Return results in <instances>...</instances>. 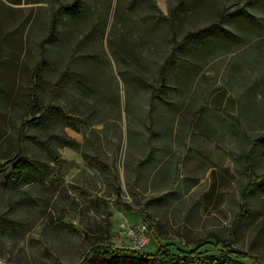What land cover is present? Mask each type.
Here are the masks:
<instances>
[{"label": "rangeland", "instance_id": "374dc122", "mask_svg": "<svg viewBox=\"0 0 264 264\" xmlns=\"http://www.w3.org/2000/svg\"><path fill=\"white\" fill-rule=\"evenodd\" d=\"M71 1L0 0V164L33 97L49 112L26 136L45 180L8 191L0 173V264H264V0H81L41 53L50 10ZM140 224L150 261L107 260L134 250L123 232Z\"/></svg>", "mask_w": 264, "mask_h": 264}, {"label": "trees", "instance_id": "16d2710c", "mask_svg": "<svg viewBox=\"0 0 264 264\" xmlns=\"http://www.w3.org/2000/svg\"><path fill=\"white\" fill-rule=\"evenodd\" d=\"M149 4H152L154 7V2L150 1ZM82 1L81 0H73L68 3H64V5H59L57 8L51 9V15L50 20L48 22V34L47 37L42 41L41 43V53L44 48V44L46 42H55L58 36V28L59 23L64 16L69 21H76L81 16L82 17ZM156 8V7H155ZM153 21L155 24V27L160 29L159 37L165 41H173L171 39L170 32L173 30V23H171V18L163 15L161 12H158L156 15L153 16ZM38 69H40L43 65V61L40 60L38 63ZM159 82L165 85L164 81V73L160 72V78ZM75 90L84 97L91 98L92 91L85 86L82 83L75 82L74 84ZM22 123L19 126V130L16 136V142H17V151L11 159L6 160L4 163L0 164V173H4L6 169H10L8 175L5 178L4 187L8 191L12 190H20L28 185H33L34 183L44 181L45 176L48 174V169H46V165L41 162V158L36 153L31 154L28 156L26 153L29 151L27 148L26 140H27V132L31 130H35L37 132L39 131H47L48 129V122H49V112L47 110H44L42 108L37 107V99L33 97V100L26 106V109L22 112ZM30 116L31 119L27 120L26 116ZM41 135L33 137L32 141L36 145L43 144L45 145L46 154L48 155L50 144L48 139L50 136H44L43 140L40 138ZM60 148L64 147H70L77 152L79 151V145L76 143L75 140L71 139L70 137H64L63 140H61V143L59 144ZM246 161L248 164L251 163V160L249 158H246ZM251 165V164H250ZM252 174V173H251ZM257 180L248 183L242 190L243 197L246 198L247 196L252 194V191L257 184ZM116 196L119 195L120 189L117 188L115 190ZM119 197V196H118ZM118 207H120L125 212H132L131 208L121 203L120 198L117 199L115 203ZM214 247L220 248L224 251L228 250V247L224 242H220L219 240L216 241ZM229 254L231 256H234L237 260H243L246 259V256H241L238 252H233L231 250H228ZM104 257L109 261L114 260H134L138 261L141 259L142 261H150V256L147 255H140L135 250H115L112 251L108 249L107 247L104 248ZM161 255L162 252L158 251L157 255ZM195 252H188V253H179L180 257L182 256L181 261L183 262H193V256ZM180 261V260H179ZM207 264H228L226 261H222L217 258H210L207 262Z\"/></svg>", "mask_w": 264, "mask_h": 264}, {"label": "built area", "instance_id": "2783aa9c", "mask_svg": "<svg viewBox=\"0 0 264 264\" xmlns=\"http://www.w3.org/2000/svg\"><path fill=\"white\" fill-rule=\"evenodd\" d=\"M123 237L132 244L136 251H140L146 247L150 240L147 227L144 224L127 226L123 232Z\"/></svg>", "mask_w": 264, "mask_h": 264}, {"label": "crops", "instance_id": "0c3cea01", "mask_svg": "<svg viewBox=\"0 0 264 264\" xmlns=\"http://www.w3.org/2000/svg\"><path fill=\"white\" fill-rule=\"evenodd\" d=\"M73 154V157L75 158V156H77L79 158V154L75 153V152H71Z\"/></svg>", "mask_w": 264, "mask_h": 264}]
</instances>
